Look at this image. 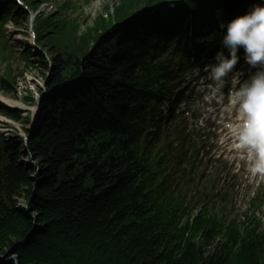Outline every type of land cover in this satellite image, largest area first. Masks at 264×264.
<instances>
[{
	"label": "trees",
	"instance_id": "trees-1",
	"mask_svg": "<svg viewBox=\"0 0 264 264\" xmlns=\"http://www.w3.org/2000/svg\"><path fill=\"white\" fill-rule=\"evenodd\" d=\"M157 1L124 0L119 17ZM109 45L103 42L87 62L74 52L67 60L57 56L50 88L83 76L86 86L78 95L102 93L117 78L111 91L117 98L127 96L135 84L131 68L139 52L131 48L115 59L119 54L111 57ZM36 57L45 65L43 56ZM47 105L56 109L54 100ZM52 115L60 125H39L29 147L39 169L19 162L21 144L14 149L7 147L12 142L5 145L9 164L0 172V247L13 248L20 264H264V232L255 218L220 227L208 208L191 219L195 208L180 211L181 205L168 203L166 195L160 201L170 209L147 206L139 199L144 184L129 177L132 169L110 155L85 150L95 136L90 130L102 125L95 114L80 109ZM170 184L165 177V191ZM23 196L31 197L27 215L17 207L16 198Z\"/></svg>",
	"mask_w": 264,
	"mask_h": 264
},
{
	"label": "clouds",
	"instance_id": "clouds-1",
	"mask_svg": "<svg viewBox=\"0 0 264 264\" xmlns=\"http://www.w3.org/2000/svg\"><path fill=\"white\" fill-rule=\"evenodd\" d=\"M241 52L244 63L254 70L243 81L236 71ZM205 71L214 85L205 101L219 99L217 94L226 86L230 88L227 108L239 121L236 131L240 145L255 157L251 171L264 173V0L227 24L222 51Z\"/></svg>",
	"mask_w": 264,
	"mask_h": 264
},
{
	"label": "rangeland",
	"instance_id": "rangeland-1",
	"mask_svg": "<svg viewBox=\"0 0 264 264\" xmlns=\"http://www.w3.org/2000/svg\"><path fill=\"white\" fill-rule=\"evenodd\" d=\"M116 5V0H44L43 6H40L39 9L46 11V14L56 13L54 17L60 19L62 23L61 25L58 24L60 26L54 30L64 28L67 21L74 23L72 24L74 26H78V29L76 30L77 35L74 34L72 36L74 37V40L70 37L64 40V35L66 33L59 32V37H61V40L58 41L61 46L59 51H50V46L46 47L54 60V64L57 58L56 55L59 54V58L66 59L69 56L68 51H74L78 55L80 54V61L87 62L83 56H88V49L86 47H90V45L92 46V43L90 41L88 46H82L81 40L84 38L85 41L84 31L90 24L95 23V20L99 15L105 12L104 8H107V6H112L114 8ZM72 40L75 42L74 44L72 43ZM28 43H33V38L31 37V30L27 29V27H17L9 22L5 28L2 29L0 81L5 77L8 78L11 74V80L16 82L15 86L17 93L15 95H10L5 94L0 90V98H10L19 102L18 104L21 102L24 108L30 110V112H27L23 116L21 122H15L8 119L0 113V132L7 138H11V136H21L25 138L28 136L27 129L29 126L27 125V121L30 117L32 118V110L34 109V102H30V98H34L36 94L40 93L43 85V77L45 76V70H43L42 64H33V60L35 59L33 58L34 55L31 54L30 51L26 52V49H28ZM62 54L66 55L62 56ZM45 67L47 68V66ZM39 85L41 87H39ZM26 159L27 157L23 156V158L20 159V162L24 163V160ZM242 160L243 159L239 157L236 162H241ZM237 171H239L238 167L236 168L235 173ZM239 175H241V173H239ZM248 179L251 180L249 176ZM241 182V194H248V187L251 186L247 187V179H243ZM255 185L256 184L254 183L253 186ZM25 199L24 196L18 199L17 202L19 207H25V204L27 203V200ZM262 228L263 230L261 232H264V221Z\"/></svg>",
	"mask_w": 264,
	"mask_h": 264
},
{
	"label": "bare ground",
	"instance_id": "bare-ground-1",
	"mask_svg": "<svg viewBox=\"0 0 264 264\" xmlns=\"http://www.w3.org/2000/svg\"><path fill=\"white\" fill-rule=\"evenodd\" d=\"M197 26V25H196Z\"/></svg>",
	"mask_w": 264,
	"mask_h": 264
}]
</instances>
